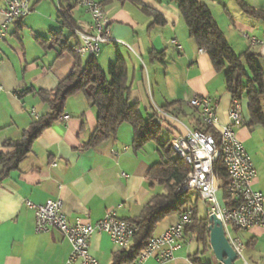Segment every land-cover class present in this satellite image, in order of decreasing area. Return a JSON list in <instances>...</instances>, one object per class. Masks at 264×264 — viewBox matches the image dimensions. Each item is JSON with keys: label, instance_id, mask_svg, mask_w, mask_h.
Instances as JSON below:
<instances>
[{"label": "crops", "instance_id": "obj_1", "mask_svg": "<svg viewBox=\"0 0 264 264\" xmlns=\"http://www.w3.org/2000/svg\"><path fill=\"white\" fill-rule=\"evenodd\" d=\"M28 1L30 15L13 23L6 39L0 42V79L4 85L0 95V154L5 155L11 152L5 144L21 140L24 132L50 110L36 91L55 90L76 64L72 54H62L61 44L46 49L38 41L39 37L50 38L51 33L56 32L62 33V41L71 47L79 43L78 37L58 18L59 1L58 6L53 5L55 0ZM97 1L103 3L110 19L112 37L120 41L103 45L107 47H102L98 57L102 70L116 61L117 51L125 57L130 101L137 104L144 115H152L154 105L164 108L171 103L182 104V108L172 109L173 115L180 113L176 116L178 120H165L162 140L169 142L173 136L185 134L187 127L201 128L199 112L188 104L194 97L220 99L218 117L222 125L228 122L233 100L225 88L224 75L214 70L208 55L201 53L190 38L175 4L169 0H141L144 8L156 11L165 20L163 26L152 27L154 18L135 3ZM198 1L211 10L237 55L249 50L264 60V50L243 37L248 33L264 40V21L244 12L236 0ZM243 1L264 11V0ZM51 7L57 8V14L54 15ZM63 7L71 9L69 15L76 23L90 21L78 0L63 3ZM182 21L187 32L181 27ZM64 29L69 31V36H65ZM172 39L180 42L183 51L170 44ZM151 53H164L165 64L153 61ZM175 56H178L176 61ZM182 60L183 68L177 66ZM67 103L65 114L70 120L57 121L44 130L31 153L0 184V264H65L73 250L59 231L36 232L35 214L26 207L28 200L45 203L48 199L60 198L70 223L89 217L96 224L112 209L120 219L132 222L142 215L154 197L165 193L164 187L148 176L151 166L161 162L155 143L136 153L133 129L123 125L116 139L96 148H86L97 128V112L82 94ZM240 104L244 125L236 135L256 168L254 189L264 195V125L252 123L246 99ZM262 107L264 111V96ZM166 220L158 225L155 235L176 224L179 215ZM237 235L241 240L246 239L243 243L247 257L243 255V262L234 264H264V229L255 227L237 231ZM194 241L185 237L170 264H194L195 257L201 260L200 254L196 256L198 249L192 250ZM89 249L101 264H114L115 254L121 251L108 235L99 233L92 237ZM145 264H155V260L150 259Z\"/></svg>", "mask_w": 264, "mask_h": 264}, {"label": "trees", "instance_id": "obj_2", "mask_svg": "<svg viewBox=\"0 0 264 264\" xmlns=\"http://www.w3.org/2000/svg\"><path fill=\"white\" fill-rule=\"evenodd\" d=\"M73 0H59L60 9L58 18L62 24L71 30L77 23L69 15L71 9L63 7V3ZM132 2L140 6L148 15L154 18L153 26H163L164 18L156 11L147 9L141 0H118ZM161 1V0H158ZM175 4L189 32L190 38L197 47L203 50L209 57L214 70L224 75V84L232 97V100L248 101V109L255 125H264V111L262 98L264 96V71L258 64V55L251 51L237 55L230 46L226 36L214 19L211 10L198 0H169ZM239 7L246 13L264 21V11L257 10L247 5L243 0H236ZM103 5V3H101ZM62 33L53 32L50 38H38L41 46L52 49L61 44L63 53H70L76 59V64L71 74L60 82L53 91L37 90L36 94L41 101L48 105L49 112L36 120L30 129L24 132L21 140L11 141L5 144L11 149L9 154H0V184L3 179L16 170L20 163L32 151L33 144L42 135L44 130L55 124L65 114L68 100L72 97L83 95L88 103L97 112V128L87 142L86 148H96L110 139H116L118 131L123 125H129L133 129V149L137 153L148 144L155 143L161 155V162L151 166L149 178L159 182L165 189V193L157 195L145 207L142 215L132 220L137 228L132 246L127 250H121L114 256V264H131L148 246L149 241L156 236L154 232L158 225L167 218L181 215L190 210L193 213L192 224L185 229V237L194 239L206 250L210 247V232L207 216H200L199 201L197 195L193 202L188 193L181 195L175 206L170 205L175 197L176 190L190 173L189 165L174 153L169 142L162 140L163 125L157 123L153 115H144L137 104L130 101L131 86L128 78V66L125 57L117 51V58L105 73L96 57L82 58L68 43L63 42ZM153 61L165 64L164 53H151ZM264 58V56H263ZM182 108L180 102L171 103L163 109L173 114V108ZM179 116L180 113H175ZM166 120V119H165ZM164 120V122H165ZM206 132L208 129L205 130ZM178 135V134H177ZM215 173L223 192V199L231 206L228 199L229 177L222 160L215 165ZM197 253L196 256H198ZM194 264L203 263L195 257Z\"/></svg>", "mask_w": 264, "mask_h": 264}, {"label": "built area", "instance_id": "obj_3", "mask_svg": "<svg viewBox=\"0 0 264 264\" xmlns=\"http://www.w3.org/2000/svg\"><path fill=\"white\" fill-rule=\"evenodd\" d=\"M78 3L90 16V21L79 22L71 28L79 39L74 51L82 58H98L104 44L120 41L112 37L110 19L100 2L79 0ZM30 13L28 0H0V42L6 39L13 23L27 18ZM243 37L264 50V40L248 33H244ZM170 44L178 51H183L177 39H172ZM200 52L204 53L201 49ZM2 92L4 85L0 79V95ZM219 103L220 99L214 97L192 98L188 104L199 112L201 128L187 127L185 134L175 135L169 141L176 156L190 167V173L176 190L170 205L175 206L181 195L190 191L196 192L205 205L206 218L211 215L217 216L230 245L239 258H244L245 245L237 231H248L255 227L264 229V195L254 189L257 171L251 156L236 135V131L244 125L242 106L239 101L234 100L228 110V122L222 125L216 111ZM151 114L160 125L167 118L178 120L176 115L156 105L152 107ZM36 117L39 118L37 115ZM69 120V115L64 114L58 121ZM113 154L117 152L113 151ZM220 160L223 161L229 177L227 195L231 206L227 205L223 198L221 201L218 194L221 184L215 173V165ZM26 207L35 214L37 233L55 230L68 240L73 250L65 264H101L89 249L92 237L96 233L108 235L113 245L120 250L129 249L137 233L136 226L130 221L120 219L113 209L107 211L100 222L93 224L89 217L78 218L70 223L64 212V202L60 198L48 199L45 203L28 200ZM192 222V211L182 212L179 221L154 236L131 264H145L150 259L155 260V264L172 263L176 253L182 248L185 229Z\"/></svg>", "mask_w": 264, "mask_h": 264}, {"label": "rangeland", "instance_id": "obj_4", "mask_svg": "<svg viewBox=\"0 0 264 264\" xmlns=\"http://www.w3.org/2000/svg\"><path fill=\"white\" fill-rule=\"evenodd\" d=\"M79 1V0H78ZM95 1H97V0H95ZM233 1V0H232ZM98 2V1H97ZM74 3H75V1H74ZM49 5H50V3H49ZM53 5L55 6H58V0H55V4L53 3ZM50 7V6H49ZM52 8V7H51ZM50 8V9H51ZM52 11L54 12V15L55 14H57V8L55 9L54 7L52 8ZM83 11L85 12V10L83 9ZM57 19V18H56ZM182 25L183 26H181V27H183V29H184V31L185 32H187V29H186V27H185V25H184V22L182 21ZM64 34H65V36H69V31L68 30H66V29H64ZM72 43V42H71ZM107 45H109L110 46V43L109 44H107ZM107 46H103V48H106ZM111 47H113V45H111ZM123 48H125V47H123ZM170 52L171 53H173V55H176L175 54V52H173L172 50H170ZM178 59V56H175V59H173L174 61H176ZM258 64H259V66L263 69V71H264V60L263 59H258ZM177 66H179V67H184L185 66V63H184V60H182L181 62H178L177 63ZM104 72L105 73H107L108 72V67H107V65H106V68H105V70H104ZM187 122V121H186ZM220 184L222 185L223 184V181L221 180L220 181ZM220 192L218 193L219 194V197H220V199H221V201H222V198H223V192L221 191V190H219ZM188 195H189V197L191 198V200L194 202L195 200H196V198H197V193L196 192H193V191H190L189 193H188ZM198 205H199V213H200V216H205V205L203 204V202L200 200L199 201V203H198ZM175 216V215H174ZM172 217V216H171ZM171 217H169V218H167V220L166 221H169L170 219H171ZM243 240V242L245 243L246 242V239L245 238H243L242 239ZM210 242V241H209ZM198 249V251H199V254H200V258H201V260L203 261V262H208V263H211V264H219L220 262L217 260V258H216V256H215V254H214V252H213V250H212V248H211V246L210 247H208L206 250L203 248V246L202 245H200L199 243H197L196 241H194V243H193V247H192V250L194 251V250H197ZM243 255L245 256V257H247V250L246 249H244V252H243ZM239 261H241V263L243 262V259L242 258H239L237 261H236V263L237 262H239Z\"/></svg>", "mask_w": 264, "mask_h": 264}, {"label": "water", "instance_id": "obj_5", "mask_svg": "<svg viewBox=\"0 0 264 264\" xmlns=\"http://www.w3.org/2000/svg\"><path fill=\"white\" fill-rule=\"evenodd\" d=\"M210 232V246L221 264H234L238 259V255L230 245L222 223L217 218L216 215H211L208 217Z\"/></svg>", "mask_w": 264, "mask_h": 264}]
</instances>
